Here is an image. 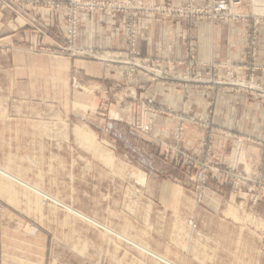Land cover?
Returning <instances> with one entry per match:
<instances>
[{
  "label": "rangeland",
  "instance_id": "rangeland-1",
  "mask_svg": "<svg viewBox=\"0 0 264 264\" xmlns=\"http://www.w3.org/2000/svg\"><path fill=\"white\" fill-rule=\"evenodd\" d=\"M0 10L28 27L31 56L0 71V264H264V135L250 133L264 117L241 131L213 119L224 90L264 108V0H0ZM141 18L177 23L178 55L139 56ZM203 21L226 27L238 61L227 48L221 61L197 56ZM133 82L166 84L160 96L175 101L155 103L148 88L137 97ZM190 85L210 86L207 118L186 112ZM155 114L172 119V136L153 133Z\"/></svg>",
  "mask_w": 264,
  "mask_h": 264
},
{
  "label": "crops",
  "instance_id": "crops-1",
  "mask_svg": "<svg viewBox=\"0 0 264 264\" xmlns=\"http://www.w3.org/2000/svg\"><path fill=\"white\" fill-rule=\"evenodd\" d=\"M99 21L108 22L109 18L103 16L100 17ZM23 23L22 19L18 18L17 20H14L9 11L0 10V71L11 64L16 68V73L21 71L24 67L29 66V57H31L29 56L27 49L29 30ZM139 25V56L161 57L178 55L180 48L177 41L180 40L179 30H181V28L177 23L174 24V22L171 23V21L164 22L161 20L141 18ZM87 30L88 28H85L86 32ZM225 33L226 27L223 25L216 23L211 24L209 21L201 22L197 33V56L204 59L214 57L218 61H221L225 58V48H227L228 55L231 56L234 61L240 59L242 56V49L239 47V42L234 39L233 42H230L229 40L230 43L226 46L227 42ZM114 37L115 36L112 35V40ZM261 50L264 52V47ZM260 61L264 64V54L261 55ZM86 67L93 68L91 65H87ZM200 71L203 72V70ZM132 86L137 91V97L141 98L145 93L144 90L148 88L149 91L153 90L155 94V103H163L164 105L169 106L174 103L175 98L172 99V97H176L177 94L173 92V94L169 93V95L164 97L160 96L162 90H169L171 88L163 83L140 85V82H133ZM188 88L186 112H191V115L197 117L207 118V110L212 92L210 86L190 85ZM263 117L264 108L261 107L258 100L251 98L249 95L231 93L226 90L217 94L215 110L213 112V119L217 125L230 129L231 131H241L243 121L250 120L256 122ZM152 118L159 122L158 124L152 125L154 134L161 137L172 136L173 124H168V121H171L172 119L158 114H155ZM226 122L233 123L232 125H226ZM163 124H165V129H163ZM250 133L256 137H262L264 135V129L257 124L253 126ZM222 137L223 136L220 137L216 145V157L214 155V157L217 158L216 160L219 161L224 155L221 151V148L224 147ZM193 144H191L192 148L194 147ZM252 148L254 149L253 152H250L251 155L246 159V165L251 169L257 167L259 160L257 151L259 148Z\"/></svg>",
  "mask_w": 264,
  "mask_h": 264
},
{
  "label": "built area",
  "instance_id": "built-area-1",
  "mask_svg": "<svg viewBox=\"0 0 264 264\" xmlns=\"http://www.w3.org/2000/svg\"><path fill=\"white\" fill-rule=\"evenodd\" d=\"M219 9H221V7H219Z\"/></svg>",
  "mask_w": 264,
  "mask_h": 264
}]
</instances>
